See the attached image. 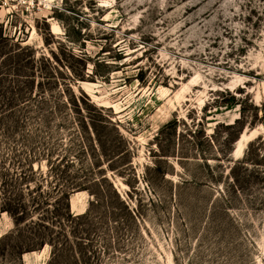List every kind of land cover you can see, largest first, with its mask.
<instances>
[{
    "label": "rangeland",
    "instance_id": "1",
    "mask_svg": "<svg viewBox=\"0 0 264 264\" xmlns=\"http://www.w3.org/2000/svg\"><path fill=\"white\" fill-rule=\"evenodd\" d=\"M53 1L0 5V264H264V0Z\"/></svg>",
    "mask_w": 264,
    "mask_h": 264
},
{
    "label": "built area",
    "instance_id": "2",
    "mask_svg": "<svg viewBox=\"0 0 264 264\" xmlns=\"http://www.w3.org/2000/svg\"><path fill=\"white\" fill-rule=\"evenodd\" d=\"M53 3V0H0V5L8 7L16 5V7H22L23 11L30 14L51 11Z\"/></svg>",
    "mask_w": 264,
    "mask_h": 264
},
{
    "label": "bare ground",
    "instance_id": "3",
    "mask_svg": "<svg viewBox=\"0 0 264 264\" xmlns=\"http://www.w3.org/2000/svg\"><path fill=\"white\" fill-rule=\"evenodd\" d=\"M257 131L253 132L252 134H248V131H245L240 139L238 140L235 148V156L239 157L243 153L245 145L252 140V138L256 135Z\"/></svg>",
    "mask_w": 264,
    "mask_h": 264
}]
</instances>
